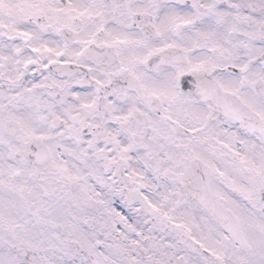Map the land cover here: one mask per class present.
<instances>
[{
	"label": "clouds",
	"instance_id": "obj_1",
	"mask_svg": "<svg viewBox=\"0 0 264 264\" xmlns=\"http://www.w3.org/2000/svg\"><path fill=\"white\" fill-rule=\"evenodd\" d=\"M16 2L5 0L6 4ZM77 2L47 0L56 7ZM193 2L207 0H162L169 7L191 8ZM229 2L225 19L236 26L230 33L233 41L249 43L252 49L264 48V39L249 41L246 35L264 33V0ZM47 23L43 17L21 22L26 30L51 40L55 32L40 29ZM154 24L160 26L159 35ZM163 25V16L124 21L108 15L104 32L97 33L99 40L110 32L143 44L122 45L118 54L115 49L91 47L79 59L66 57L73 60L68 67L51 66L44 72L38 65L24 70L27 80L21 78L14 85L0 81L4 120L9 112L22 118L32 114L33 125L50 137L57 158L79 177L75 183L54 177L51 193L40 186L43 181L23 195L0 192V264H205V254L193 239L213 250L217 245L242 250L249 264H264V122L255 114L264 112V85H240L250 73H239L232 67L233 61L221 59L210 47L193 44L194 26ZM79 38L83 37L65 33L57 42L67 40L73 51H81L82 46L74 42ZM170 43L177 46L166 48ZM15 46L27 54L28 45L23 41ZM157 47L165 51L149 55ZM184 47L190 50L185 52ZM132 58H136V74H143L146 85L171 84L183 72L181 79L191 87L180 90L175 101L153 98L149 106L134 86L140 82L128 73L116 74L121 61ZM238 60L247 62L249 50L241 48ZM206 61H216V67L208 63L204 69L191 71L195 64ZM259 66L264 67V61ZM53 81L57 86L33 87ZM32 95L52 106L43 111L48 120L60 117L55 127L42 122L25 102ZM13 96L18 99H11ZM85 104L92 107L84 108ZM132 107L137 115L143 112L150 118L161 135L153 139L148 128L144 142L150 149L133 148L116 164L105 159L115 156L116 146L103 136L88 148L76 143L62 126L66 114H75L107 127L116 124L112 109L127 112ZM118 128L116 124L113 131ZM0 135L14 139V126L7 124ZM124 136L120 133L117 138ZM100 147L105 152L98 155ZM109 148L114 151L109 153ZM157 160L163 163L158 165ZM149 202L160 211L150 209ZM118 209L126 218L117 214ZM163 213L171 219H164ZM241 239L247 248H242ZM213 259L207 256L208 264Z\"/></svg>",
	"mask_w": 264,
	"mask_h": 264
},
{
	"label": "snow or ice",
	"instance_id": "obj_2",
	"mask_svg": "<svg viewBox=\"0 0 264 264\" xmlns=\"http://www.w3.org/2000/svg\"><path fill=\"white\" fill-rule=\"evenodd\" d=\"M231 7L229 0H207V3L197 4L193 2L191 8L181 6L179 4L169 7L162 3V0H78L77 3H70L67 7H56L47 3V0H17L16 3L6 4L5 0H0V81H6L9 85H14L21 78L27 80L28 76L24 74L25 69H32L40 65L44 72H48L51 66L58 65L60 68L68 67L73 63L72 59L66 57H74L79 59L82 55L89 51L91 47H103L115 49L117 54L122 45H140L142 41L129 39L125 34L107 33V38L99 40L97 33L104 32V22L108 15L113 19H121L124 21H132L137 17H164V27L194 26L196 28L195 35L191 37V42L195 45L208 46L219 57L224 60L233 61L232 67L239 73H250L245 75L240 81V85L249 84L255 86L257 84L264 85V67L259 66L264 61V48L252 49L249 43L243 41L236 43L233 41L230 33L236 31L235 25H228L226 15L228 8ZM192 9H196V14L192 15ZM43 17L48 20L47 24H41L42 32L52 29L56 37L53 39H45L38 33L26 30L21 22L27 18ZM99 21V23H96ZM91 26V27H90ZM156 29V34H160V26L152 25ZM94 28V30H93ZM65 33H71L79 38L75 43L82 46L81 51H73L70 48V42L65 40L63 44L57 42V38ZM249 41L264 39V33L246 34ZM23 41L27 48L22 49L17 45ZM11 42V43H9ZM146 46V45H145ZM176 44H167L166 48H174ZM249 50V60L240 63L238 58L240 49ZM183 51L190 49L184 47ZM165 48H153L149 55L164 52ZM258 57V59H257ZM144 61L147 57L142 58ZM42 60H46L41 64ZM252 60L256 63L252 64ZM136 58L130 59L127 63L121 61L119 72L128 73L137 82V91L141 93L144 101L149 106L153 98L156 100L166 99L175 101L180 95V90L191 87L188 81L182 80L184 75L180 72L174 82L161 86H149L142 82L143 74H136L134 65ZM210 63L212 68L216 67V61H206L205 63L195 64L191 71L204 69L206 64ZM255 68L254 71L251 69ZM33 79H38L33 74ZM97 84L101 81L97 80ZM57 86L55 81L51 85L34 84L33 87H49ZM224 87V85H221ZM231 87V86H229ZM26 92L31 89H26ZM225 91H229L226 87ZM119 95V93H117ZM229 94H235L230 91ZM3 95V89L0 88V96ZM11 99L16 100L18 97L13 96ZM19 99H25L19 97ZM33 108V113L39 116V119L47 123L49 127H55L56 119L48 120L44 115L45 109L51 110V105L43 102L36 95L28 96L25 100ZM84 108H90L92 105L85 104ZM4 108L0 105V129L6 128L7 124L14 126V139H8L0 135V192L19 193L21 195L32 191L37 181H43L40 185L46 192L51 193L53 178L60 176L69 183H75L79 177L73 174L62 162L57 158L53 146L49 144L50 137L45 135L40 129L32 123L31 115L22 118L12 113H8L7 121L4 120ZM112 119L119 124L116 131V124H110L107 127L102 125H93L75 114H66L63 119L62 126L66 133L75 140L76 143L86 144L88 148H92L96 139L103 136L106 142L115 145V156L109 155L105 157L108 164H116L117 160H125V153L133 148H148L150 145L144 142L145 132L151 128L153 139L161 135V130L157 128L154 122L148 118L143 112L137 115L136 107H132L127 112H121L112 109ZM261 122H264V112L255 113ZM96 128L97 131L89 132L90 129ZM120 133L125 136L121 139L117 137ZM126 144L127 146H120ZM6 145V147H4ZM113 148H109L108 152L112 153ZM105 149L100 147L98 155L103 154ZM85 155L81 152V156ZM153 153L149 151L151 158ZM172 157L170 156L169 159ZM163 161L157 160V164ZM187 170V165H185ZM255 169H250L254 171ZM170 171V170H166ZM142 186V185H141ZM264 188V185L261 186ZM260 189H257L259 192ZM147 200V197H145ZM3 205H0L2 208ZM148 207L154 212L160 210L151 202ZM117 214L121 218H126V214L118 209ZM164 219H171L167 213L162 214ZM3 217H0L2 220ZM176 227L186 228V225H176ZM264 230V226H262ZM193 244L199 245L205 254V264L207 256L213 257L211 264H249L247 257L242 250L229 249L224 245H217L213 250L206 247L200 240L193 239ZM242 248L248 245L244 239H241Z\"/></svg>",
	"mask_w": 264,
	"mask_h": 264
}]
</instances>
